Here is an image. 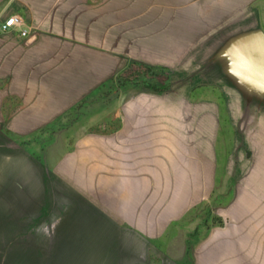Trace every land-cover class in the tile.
<instances>
[{"label": "crops", "instance_id": "1", "mask_svg": "<svg viewBox=\"0 0 264 264\" xmlns=\"http://www.w3.org/2000/svg\"><path fill=\"white\" fill-rule=\"evenodd\" d=\"M132 2L0 0V24L13 15L20 19L19 27L0 35V153L15 145L23 150L32 134L43 136L50 128L61 132L65 146L73 142L72 165L64 169L71 198L56 205L61 221L53 239L39 241L44 250L38 264L58 263L63 248L70 264L149 261L153 247L179 229L191 202L205 199L207 186L222 181L234 125L220 101L214 112L198 109L197 127H168L161 137L151 126L156 121L142 127L133 111L122 113V127H113L121 119L116 116L103 122L102 131L66 127L89 118L121 72L123 83H133L126 72L136 63L162 64L168 71L188 63L198 64L194 72H213L215 83L264 84L262 51L253 48L264 39V0ZM144 7L151 9L148 51L126 41L136 31L143 36ZM133 13L137 21L126 29L122 14L127 21ZM262 117L257 125L263 127ZM262 132L264 152V127Z\"/></svg>", "mask_w": 264, "mask_h": 264}, {"label": "rangeland", "instance_id": "2", "mask_svg": "<svg viewBox=\"0 0 264 264\" xmlns=\"http://www.w3.org/2000/svg\"><path fill=\"white\" fill-rule=\"evenodd\" d=\"M127 1L133 3V0ZM150 11V8L142 9L143 36L138 31L132 39L128 35L129 46L143 44L148 51ZM137 16L138 13L127 14L124 21L122 14L126 29L133 28ZM197 65L186 63L168 71L162 64H145L152 69L150 74L155 81L149 83L152 88H147L148 83H123L126 77L121 72L116 84L100 93L106 100H96L94 113L75 121L77 124L71 120L66 127L101 130L103 122L113 116L121 118L114 120L113 127H122V113L133 111L140 114L133 119L137 118L142 127L156 121L151 126L157 128L161 137L168 127L181 132L185 127H197L198 109L214 112L220 101L234 125L232 141L223 152L226 165L222 181L211 184L210 189L207 186L206 198L198 197L191 202L189 210L177 222L179 229L168 234V241L153 247L149 261L147 256L141 261L142 264H264V167L261 166L264 164L261 151L264 126L257 125L264 114V84L228 83L227 80L221 83L220 78L215 83L213 72L192 71ZM130 70L126 76L131 75ZM236 99L243 103L237 104ZM60 134L59 130L50 128L43 136L32 134L29 139L34 143L24 145L25 150L15 145L0 153V264H38L44 250L39 247V241L55 237L61 221L55 212L56 205L64 207L72 192L69 173H64V169L72 165L73 142L65 146L59 140L64 138ZM43 204L47 206L42 216ZM66 251V248L57 250L56 264H70L66 263ZM82 253L87 254L85 249H81ZM68 255L72 256L70 252Z\"/></svg>", "mask_w": 264, "mask_h": 264}, {"label": "trees", "instance_id": "3", "mask_svg": "<svg viewBox=\"0 0 264 264\" xmlns=\"http://www.w3.org/2000/svg\"><path fill=\"white\" fill-rule=\"evenodd\" d=\"M151 67L145 66V64H140V63H136V65H134L133 67V71L131 72V81H133V85H136L137 83H135V80L138 78L139 80L142 79V83H148V87L147 88H152L149 83L150 80H153V77L151 76ZM121 76V75H120ZM119 76V77H120Z\"/></svg>", "mask_w": 264, "mask_h": 264}, {"label": "built area", "instance_id": "4", "mask_svg": "<svg viewBox=\"0 0 264 264\" xmlns=\"http://www.w3.org/2000/svg\"><path fill=\"white\" fill-rule=\"evenodd\" d=\"M20 25V19L17 16H10L5 22L0 24V35L9 31V30H13L17 27H19ZM20 34L22 37H24L26 35V31L22 30L20 31Z\"/></svg>", "mask_w": 264, "mask_h": 264}, {"label": "water", "instance_id": "5", "mask_svg": "<svg viewBox=\"0 0 264 264\" xmlns=\"http://www.w3.org/2000/svg\"><path fill=\"white\" fill-rule=\"evenodd\" d=\"M256 47L262 51L261 57L264 59V39L258 40L253 48L256 49Z\"/></svg>", "mask_w": 264, "mask_h": 264}]
</instances>
